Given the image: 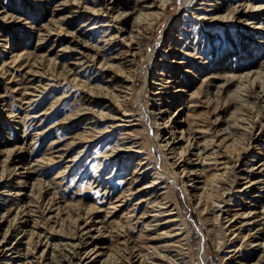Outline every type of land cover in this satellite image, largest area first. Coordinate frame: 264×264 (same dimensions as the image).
<instances>
[{
	"label": "rangeland",
	"instance_id": "obj_1",
	"mask_svg": "<svg viewBox=\"0 0 264 264\" xmlns=\"http://www.w3.org/2000/svg\"><path fill=\"white\" fill-rule=\"evenodd\" d=\"M102 1L0 0V171L3 165L5 168L0 179V211L10 207L7 216L0 218V238L18 202L30 204L32 218L39 214L29 199L42 184H49V190L57 189L61 196L48 210L50 216L44 225L45 237L41 234V243L34 244L35 234L29 237L23 231L18 232L21 226L12 231V235L7 234L8 243L13 241L19 243L20 248L37 250L38 257L32 264H43L47 255L52 256V264L61 263L66 250L58 247L63 245L64 235H71L76 229L75 213L72 216L67 209L87 207L93 208L96 216L93 219L95 224H91L92 220L87 226L95 247L83 257L92 264L120 263L125 259V252L128 254L131 238L146 254L167 253L178 264H246L256 261L259 251L250 253L243 248L240 256L229 255L228 242L237 237L233 233L225 234L213 220V202L219 200V204L230 211L245 212L264 207V100L255 102L247 97L253 79L262 83L264 89V12L253 14L254 18L249 21L254 19L257 23L250 28L248 23L242 24L234 19L211 21L212 16L221 15L224 7L235 3L234 0H171L146 33L138 31L136 42H141L144 47L141 57L133 46V52L126 56L129 59L126 64L117 63L120 57H111L112 70L90 72L85 68L82 72L65 76L61 63L63 58L73 56L66 49V45L71 46V39L64 34L87 28L80 26L84 17L74 21L65 17L69 9L77 5L98 7L103 5ZM59 3L65 4L56 9ZM130 3L131 0H124L122 4L119 1L116 9L127 8ZM116 9L109 13L115 14ZM204 12H208L206 17L202 16ZM135 14L131 11L122 20L108 21L114 22L115 26L106 32L96 28L90 41H98L106 54L114 55L116 45L124 44L126 28ZM107 18L104 16L103 19ZM118 27L122 32L117 31ZM109 45L112 49L107 48ZM194 49L203 57L185 54V51ZM38 58L41 63L36 67L37 73L33 74L36 78L31 90H27L31 94L22 98L16 92V82L28 67H24L25 63ZM47 58H56L57 62ZM129 63L134 65L135 79L130 95L125 99L124 107L129 109L125 120L117 119L115 122L119 121V125L111 127L110 119L106 118L95 131H89L87 121L67 118L78 104L79 88H85V73L94 77L89 80L90 86L95 84L103 86V90L111 89L114 79L121 75L119 68L126 71ZM34 88L37 90L33 91ZM168 90L172 93L165 97L167 93L162 92ZM155 91L162 97L157 99L159 94L155 95ZM139 92L144 105L138 100ZM156 102L166 106L162 113L171 121L174 141H177L174 152L166 153L170 154L167 158H160L163 149L158 145L156 130L149 128L143 114L144 109L155 110ZM215 118L216 127L208 129V122ZM191 126H196L195 138L203 147L199 156H205L203 159L197 157L195 149L187 153L188 163L178 167L177 173L186 169L189 174L178 177L176 183L171 184L168 177L173 171L171 161L177 160V153L186 147L185 140ZM102 128L106 130L97 135V130ZM85 135L91 137L84 138ZM81 137L86 149L72 160L77 148L69 141ZM213 139L214 142L210 143ZM116 141L124 147L117 156L103 160L98 151ZM68 145L72 147L66 150ZM9 152L15 153L11 160L6 157ZM225 163L231 167L223 175L226 178L224 188L219 186L218 191L212 192L213 197L206 199L208 192L203 189L204 182L214 173L221 172ZM98 168L102 173L97 179ZM239 168L261 181L246 187L245 192L236 191L242 185V179H238L231 189L226 188L229 182L239 177ZM132 173L139 177L137 189H133L125 205L114 207L121 199L108 202L103 197L108 183L106 176L111 174L119 179ZM153 177L158 179L151 185ZM222 182L224 180L215 183L214 187ZM162 184L168 186L160 187ZM183 186L187 187L189 194L184 193ZM108 188L114 191L109 185ZM160 191L174 202L175 208L169 206L172 209L165 210L157 221L151 222L150 229H145L144 220L136 221L135 218L141 210L139 205L146 199L163 201ZM217 195L222 197L218 199ZM205 202L207 206L203 208ZM134 208L136 215H129ZM120 229L123 232L118 235L116 230ZM124 237H129L127 246ZM42 249L44 260L39 261ZM3 263L0 260V264Z\"/></svg>",
	"mask_w": 264,
	"mask_h": 264
},
{
	"label": "bare ground",
	"instance_id": "obj_2",
	"mask_svg": "<svg viewBox=\"0 0 264 264\" xmlns=\"http://www.w3.org/2000/svg\"><path fill=\"white\" fill-rule=\"evenodd\" d=\"M119 1L120 4L124 2V0H103L102 1L103 5L98 7L85 6L83 8L77 5V7L73 6L74 7L73 9L72 8L69 9V12L65 18L66 19L68 18L70 21H74L77 18L84 17L80 26L81 27L86 26L87 28H84L83 30L80 28L75 29V31H72V34L69 33L64 34L66 35L67 39H71L72 42L71 46L66 45V49L69 55L73 56V58H63L64 61L61 63V66L65 72V76L72 74L74 72H82V70L85 68L89 69L90 72L94 70H98V71L100 70L103 72L104 70H112L113 63L111 62V59L113 58L111 57H120L118 58L117 63L118 64L121 63V65L126 64L129 61V59L126 58V56L130 55V53L133 52L134 47L136 48V51L139 53V56L141 57L143 55L144 47L142 48L141 42L140 44L136 42V39H138L137 38L138 31L141 30L143 31V33H146V31L150 29L152 24L155 23V21L162 15L163 12H165V9L167 8L171 0H131V3L127 8L118 11V9H116L118 7L116 4H118ZM234 2L235 3H228L224 7V11L221 15L216 14L212 16L211 21L217 20L220 22H224L229 19L230 20L234 19L242 24L248 23L251 26L250 28H254L257 21H255L254 19H252V21H249V19L254 18L253 14L255 12H259V13L260 11L264 12V2H262V0H234ZM64 4L59 3L58 5H60L61 7L59 6L56 9L63 8ZM115 9L117 10L115 14L109 13L111 11H114ZM131 11H135L136 16L134 17L132 22L129 23L127 28L123 25V28L127 29L126 35L124 36L125 37L124 44L123 45L119 44V46L116 45L115 47L116 52L114 55L106 54L107 51L103 48V46H101L98 43V41L94 43L90 41L92 37H94L93 35L95 33L96 28H101L102 29L101 31L106 32L108 29L114 28L115 26L113 24L114 22L108 23V21L114 20L117 22L119 20H122ZM207 14L208 12H204L202 16L206 17L205 15ZM104 16L106 18L107 17L109 18L103 19ZM260 23L262 24V22ZM233 25L235 26L237 25V23H234ZM258 26L260 27V25ZM117 31L122 32V28L118 27ZM107 48L112 49V45H109ZM92 50L94 51L92 52ZM185 54L187 55L194 54L197 57H203L202 56L203 54L196 51L195 49L187 50L185 51ZM147 55L148 54H145V56ZM17 59H21V58H17ZM47 59L49 61L57 62L56 58L55 59L47 58ZM20 61L22 62V60ZM40 63H41L40 58H38V60L25 63L26 65H24V67L27 65L28 67L25 70H23V72H21L22 73L21 77H18V81L16 82L17 83L16 88H18L16 92L22 95V98H26L28 97V94H31L30 92L28 93L27 90H31L30 86H32L31 84L34 81L33 79L36 78V76L33 74L37 73L36 67L39 66ZM129 64H130L129 67H126V71L121 70V67L119 68L121 75L114 79L113 87L111 89L103 90L104 88L103 86H97L95 84L94 85L91 84L92 86H90L89 80L93 79L94 77L92 75L91 76L86 75L85 73V76L87 77L83 80L84 81L83 86L85 88L83 87H81L82 89L79 88L80 91L78 95L79 94L80 95L78 97L79 98L78 104L75 108V111L70 115H68L67 118H75L78 121H85V122L87 121L89 125L87 130L89 131L90 130L95 131L98 125L106 121L105 120L106 118L107 120L110 119L111 124L109 125L111 127L115 125H119L118 124L119 121L115 122V120L117 119L125 120L124 118L126 117V115L129 114V109L124 107V105H126L125 99L128 98V96L130 95L133 81L135 79L134 70H133L134 65L132 63ZM17 65H19V63ZM162 78L164 79V76ZM157 79L159 80L160 78L157 77ZM250 85H251V89L247 91V97L252 98L255 102L264 100V89L262 87V83H257L256 80L253 79ZM171 87L172 86L167 88H171ZM19 88H23V89L19 90ZM32 90L33 91L37 90V88L36 89L34 88ZM165 93H167L165 96L167 97L169 93H172V90L162 92V94ZM156 94L157 95L159 94V96L156 97L157 99L162 97L160 93H156L155 91V95ZM100 95H102L103 97L97 98V96ZM140 95L141 93L139 92L138 100L142 105H144V103H142V99L140 98ZM29 99L31 100L30 97ZM156 103L157 106L155 107V110L144 109L143 114L149 128L154 131L156 130L155 133L158 136L157 139H159L158 145L161 147V149H163V153H160V158L162 157L167 158L170 157V154H166V153L174 152L175 143L177 141H174L175 132L173 131V125H170L171 121L165 117L164 113H162L163 112L162 110L166 106L163 104L158 105V102ZM215 121H217L216 118L213 119V121H209L207 124L208 125L207 128L212 129L215 126L214 125ZM105 130L106 129L103 128L97 130V135ZM195 130H196V126L195 127L191 126L188 128V134H187L188 136L186 137L185 140L186 147L182 149L179 153H177L178 154L176 156L177 160L173 162L171 161V165L173 166V171L168 176L170 177L171 184H175L178 177L189 174L188 173L189 170L186 169H183V172L181 174L177 173L178 167L188 163L187 160L188 156H186L187 153H189L192 149H195L194 154H197V157H202L203 159V157L205 156L204 154L199 156V152H201V149H203V147L199 146V143L195 138ZM88 133L92 135V132H88ZM180 133H182V128ZM83 137L89 138L91 136L85 135ZM83 137L80 138L81 140L79 139V140L69 141L71 145L75 143L76 144L75 148H77L76 153L71 158L72 160H75L77 156L80 155V153L84 149H86V144H84V141H82L84 139ZM213 142L214 139L211 140L210 143ZM71 145H68L66 150L72 147ZM78 147H82V148L80 149ZM123 147H124L123 145H121L120 143H118V141H116L114 144L107 146L105 150L101 152L98 151V153H100L103 160H107L110 156L111 157L117 156L118 152ZM14 156L15 153L13 152H9L8 154H6V157H8L10 160L13 159ZM140 163H142V161H140L139 164ZM230 167L231 166H227L226 163L223 164V170H221V172H219L218 174L214 173L212 178H210L207 182L206 181L204 182L203 189L208 192L206 193L207 194L206 199L209 197H210L209 199H211L213 197L212 192L214 190L218 191L219 186L221 185L223 186L224 184H226L225 182L226 178L223 175L229 172L227 170H229ZM144 169L145 168H143V170ZM239 169L241 170L240 175H238L239 177L229 182L226 188L231 189L232 187L236 186L234 185V183L239 181L238 179H242L241 181L242 185L239 188H237L236 191L245 192L246 187H252L256 182L261 181V179L259 178H251L247 171H242V168ZM4 171L5 168L3 165L0 171V179L3 178ZM97 171L98 172H96L95 170V172L97 173L96 178L98 179L102 171L99 168L97 169ZM106 177L108 178L107 180L108 183H107V187L103 191L104 194L103 197H106V200L108 202H113L115 198L121 199L120 203L119 204L117 203L118 205L114 204V207L125 205L128 199L130 198L128 196L132 193L133 189H137L136 183L139 179L138 175L132 173L128 177L125 176L119 179L115 178L111 174L107 175ZM157 179L158 178L153 177L152 180L150 181V184L152 185L157 183L156 182ZM220 180H224V182H222L220 185H217V187H214V184L215 183L219 184L218 182ZM55 182H60V181L55 180ZM108 185L109 187H111V189L113 188L114 191H110ZM166 186L168 185L162 184L160 187H166ZM49 188H50L49 184L46 185L42 184L40 186V189L36 191L37 193L31 194V199L29 200L31 201V203L33 202V207H35L39 213L37 214V216H35V218H32L31 216L32 207L30 206V204L28 205V203H19V202L17 203L16 209L14 210L10 219L7 220L9 225L2 233V237L0 238L1 263L4 262L3 264H32L34 263V259L38 257L36 255L37 250L33 251L31 249H28V247L25 249L20 248L19 243L17 242L13 243V241L8 243L7 234L12 235L13 233L12 231L17 230V228L21 226L22 229L18 232L23 231L24 233H27L29 237H32V234H35L36 238L33 240L34 244L41 243L40 241L41 234H43L44 236L43 233L44 225L48 223V218L50 216L49 214L47 215L48 210L52 206L54 201L61 196L59 194V191H57V189L49 190ZM182 190L184 191L185 194H189L186 186H183ZM159 193L161 194L163 201L146 199L144 200L143 204L139 205V207H141V210L139 211V214L135 218L136 221L144 220V223L142 225L143 227H145V229H150L151 227H149V225H151V222L157 221L159 219V216L163 214L165 210L172 209V207L175 208L174 202H172L171 199H167V195L165 192L160 191ZM216 197L220 199L222 196L217 195ZM218 201L219 200H214L213 202V220L217 221L219 228L223 229V232H225V234L228 235L233 233L237 237L235 240L233 241L230 240L228 242L229 247L227 250L229 251V255L240 256L241 255L240 251L243 250V248L245 251L248 250L250 253L253 251H259V254H257L256 256L257 260L253 262H248L246 264H264V207L259 210H253V211L248 210L245 212L239 210L230 211V209L222 207ZM203 205H204L203 208H206L207 206L206 202ZM164 206L166 208H163ZM169 206L172 207L168 208ZM135 208L131 210L132 214L129 215H136L137 212H135ZM67 210H69V214L71 213V215L72 213H75V216L74 214L72 216H74L73 220H75L76 229L73 233H71V235L68 234L64 235V241L62 243L63 245L58 247L59 249H63L64 251L66 250V252L62 254L63 260H60L61 261L60 264H92V261L85 260L83 254L89 253L95 247V245H92L93 235L88 234L90 232V228H87V226L89 225L88 222L92 221L93 219H96V216L94 215V209L87 207L83 209L68 208ZM9 211H10V207L7 208V210L5 211H0V218H3L5 215L7 216ZM148 217L150 218L146 220L145 218ZM28 220L30 221V223H27ZM94 221L96 220H93L91 224H95ZM222 221H225V223L223 224ZM153 224H157V223H153ZM125 230L126 233H128L127 229ZM116 232L118 235H121L123 229L116 230ZM177 234H178V230H177ZM128 238L129 237L123 238L125 246L128 245L127 244ZM244 239H246L244 242L246 244L243 243ZM237 240H240V242L237 243L238 242ZM129 241L132 244L128 245V250H127L128 254H126L125 252V256H124L125 259L120 263L117 262L112 264H178L176 259L174 257H168L167 253H161L160 251H157V253L146 254L145 252H143V249L140 247V244L138 246L135 245L136 241L134 239L131 238ZM248 241L249 243H247ZM93 252H95V250ZM39 255H40L39 261H43L44 260L42 258L43 249L39 253ZM46 258L47 261H45L43 264H52L51 263L53 260L52 256L47 255Z\"/></svg>",
	"mask_w": 264,
	"mask_h": 264
}]
</instances>
